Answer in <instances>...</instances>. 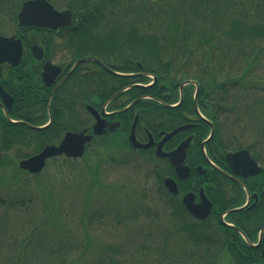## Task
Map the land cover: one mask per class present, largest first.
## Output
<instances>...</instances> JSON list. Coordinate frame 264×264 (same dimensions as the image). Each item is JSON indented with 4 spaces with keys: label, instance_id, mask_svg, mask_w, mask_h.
Segmentation results:
<instances>
[{
    "label": "trees",
    "instance_id": "1",
    "mask_svg": "<svg viewBox=\"0 0 264 264\" xmlns=\"http://www.w3.org/2000/svg\"><path fill=\"white\" fill-rule=\"evenodd\" d=\"M23 1L11 7L9 0H0V15L10 14L11 20L16 21V13ZM50 1L58 6L62 0ZM64 1L68 2L65 7L74 13L71 26L57 30L17 26L16 32L23 38L27 49L32 42V37L29 36L32 32L49 33L52 36L58 33L67 38L69 45L77 48L73 59L94 55L115 68L118 66L121 71L152 73L157 75L159 81L175 97L182 80L194 79L200 86V106L215 125V134L210 143L225 150L244 146L257 158H264V82L258 77L256 80L251 79L264 68V0ZM2 22L0 17V25ZM34 61L27 50L22 63L17 66L20 113H25L31 103L27 98L31 81L28 65ZM98 76H103V79L95 81L93 78H84L81 82L78 81L79 87L76 82L72 84V88L65 89L64 86L63 91L68 96L66 129L80 128L76 123L80 116L77 106L86 97H92L91 91L96 101L102 103L131 79L108 74L112 80L107 83L105 74ZM34 83L43 87L40 80H34ZM187 88L186 94H192V86ZM140 91L142 90L135 88L128 94L133 97ZM253 91L261 92L262 97L254 98L255 95L251 94ZM146 92L153 95L161 93L158 87ZM248 98L252 99L249 101ZM145 115L166 118L162 129L184 122L177 110L166 107H152L150 112L143 113ZM55 117L57 121L56 114ZM246 117L251 126L258 128L253 127L256 138L249 143L228 133L232 130L233 119L242 129L245 128ZM231 118L232 121L227 126L221 123L223 119ZM153 127L156 131L160 129L159 126ZM207 127L203 122L195 142L200 143L206 136ZM15 130L17 132L12 139L17 148L22 146L23 149L24 146L28 149L27 152L19 153L20 158L26 157L29 150L37 151L55 140L51 128L36 131L33 140L28 126L19 124L15 126ZM20 135L26 139H21ZM59 137L57 134V138ZM111 144L109 139L103 138L97 147V156H102L105 148ZM5 151L7 150L1 149V152ZM134 152L144 155L146 162L155 163L153 154L148 151ZM9 159L10 155L3 153L0 166L11 164ZM171 173L169 165L153 168L148 173L160 183L155 191L164 208H168L169 221L166 223L155 209L156 204L149 198V190L145 185L106 189L101 182H91V177H86L80 188L75 183H69L70 188L75 191L78 189V193L79 189L81 193H86L80 203L81 210L86 209L85 213L83 211L76 218L80 222L77 232L81 236L78 237L63 226L65 223L56 212L58 209H51V201L58 203L55 193L42 192L41 195H36L37 202L44 207L41 206V215L44 216L41 223L35 222L36 216L30 210L33 205L30 196L22 197L17 193L0 196V253L6 251L4 257L1 258L0 254V264H205L206 260L218 264L216 258L222 250L232 255L234 264H251L252 260L239 259L241 248L238 241L242 238L235 229L223 226L218 221V215H212L204 221L194 218L182 201L166 190L163 178ZM98 194H102V198L94 200ZM218 205L221 211L236 204L219 202ZM19 210L25 214L23 220L25 217L31 219L29 226H25V220L20 232L7 236L5 224L10 220L9 215L20 213ZM119 211L123 216H119ZM236 214L235 211L230 216L234 217ZM104 216L111 225L117 223L126 226L128 222L134 225L131 230L135 235L130 237L126 234L123 237L128 243L132 239L135 243L133 248L119 242L107 245L97 243L95 227L102 222ZM65 219L67 224L69 218ZM207 228L211 230L207 231Z\"/></svg>",
    "mask_w": 264,
    "mask_h": 264
},
{
    "label": "flooded vegetation",
    "instance_id": "2",
    "mask_svg": "<svg viewBox=\"0 0 264 264\" xmlns=\"http://www.w3.org/2000/svg\"><path fill=\"white\" fill-rule=\"evenodd\" d=\"M58 36V33H56ZM62 36V35H59ZM51 39V37H50ZM42 46L44 48L45 54L43 59L39 60L40 62L30 63L28 68V75L30 76V86H29V95L27 98L30 100V104L28 106L27 111L25 113H20V93L18 88V68L11 66L9 64H2V75L0 78V84L4 88L6 92H8L13 100L8 105L6 103H2V98L0 97V128L6 130L5 136L4 134L0 136L1 143L14 144L13 135L17 132L15 130V126L18 124H13L9 118L6 116L8 114H14L15 116H24L28 117V121L32 123V125H37L40 121L46 119L45 122H50L49 126H54V130H57L59 133L66 130V107H67V94L63 91L64 86L65 89L69 86L71 81H82V79L86 78L91 80L96 77L97 74H104L103 70H100L99 64L93 60H89L79 63L76 67L73 68L74 63L77 59H69L67 62H60L59 65L62 67L61 73L56 75L51 81V84H47L42 82L41 73L44 70L45 61L53 58L51 56L47 42L42 41ZM44 61V62H43ZM73 68V69H72ZM103 68V67H102ZM104 69V68H103ZM105 70V69H104ZM95 79V78H94ZM34 80H40L42 82L43 87L37 86L34 83ZM75 83V82H74ZM76 84V83H75ZM41 88V89H40ZM42 90V91H41ZM163 90V89H161ZM94 91V90H93ZM146 94L140 95L138 100L134 103L131 109L126 110L122 113L110 114L105 118L107 120V125L105 123L106 137H110L111 139H117L121 141L122 144L125 140V136L130 133L131 125L136 117L139 118V122L136 128V136L140 142H147L149 139V132L153 134L154 145H152L148 149H144L141 151H151L155 152L158 141L163 138V131H170V129H162L161 126L163 123H166L167 119L155 118L152 119L151 125H148L146 119L142 118V113H147L151 111L152 107L162 108V104L159 101L146 98ZM1 96V94H0ZM91 96L89 99H84V101H80L79 106L81 107V112L83 116H88L86 120L80 118L81 120V128L86 129L87 132L92 131V126L95 124V118L89 113V106H93L96 109H100L99 107L100 101L93 100V92L91 91ZM156 97L160 98L163 102H169L173 99L174 95L170 94V91L166 89V93H161L160 96ZM175 98V97H174ZM156 99V98H155ZM152 100V101H150ZM129 101V97L127 96H117L111 102H114L113 109L110 111H114L116 109H120L125 105V102ZM54 104L52 105V103ZM191 98L186 96L183 100L178 104L177 107L173 109L177 110L179 114L184 118V123L175 124L174 128L180 126L185 123H194L195 127L191 129L182 130L173 137H171L168 141L165 142L163 149L165 151H171L175 149L185 138L190 135L193 136L190 147L186 153V163L192 167V172L186 178V181L183 184V188H187L188 191L194 194V200L196 203L200 202L199 191L203 188L206 196L214 203L213 211L211 215H218V220L220 221V214L224 211H219V202L223 204H236L235 206L239 208L237 210V214L234 217L226 216V220L232 222L238 230H241L246 238L242 235V240L238 241V245L241 248L239 251L241 254L240 260H252V263L264 264L263 259V251H264V158H257L253 155L254 159L257 161L258 165L261 167V171L255 174L238 175L233 172L229 162L227 161L226 154L229 151H237L239 149H243L244 147L237 146L235 149L225 150L223 147L207 142L205 145V153L202 150V142L197 141V133L198 129L201 128L203 124L202 121L198 119H194L192 117V112L189 109L191 108L190 104ZM149 103V104H148ZM194 105V102H192ZM6 106V107H4ZM99 107V108H98ZM138 107V108H137ZM193 107V106H192ZM7 111V114L6 112ZM190 113L189 115H187ZM57 115V122H54V115ZM26 115V116H25ZM11 116V115H10ZM82 116V115H81ZM123 116L125 119L123 120ZM131 119V120H130ZM77 120V119H76ZM113 121H119V126H115V129L110 130L109 127ZM142 121V122H141ZM45 124V123H43ZM6 125V127H5ZM153 126H159L160 129L156 131ZM127 127L126 129H123ZM35 128H31V137L35 135ZM40 130V131H44ZM205 132V130H204ZM10 137L11 143L7 140ZM98 136H93V142H99ZM123 139V140H122ZM126 144V142L124 143ZM248 149V148H247ZM11 150L16 151L15 146L11 148ZM15 155V154H14ZM16 156V155H15ZM17 157V156H16ZM162 161H167L164 158H159ZM12 162L14 158L12 156ZM202 165L203 168L198 173H194V167ZM194 173V174H193ZM183 190L182 188H180ZM231 212V211H229ZM235 212V211H234ZM238 232V231H237Z\"/></svg>",
    "mask_w": 264,
    "mask_h": 264
},
{
    "label": "rangeland",
    "instance_id": "3",
    "mask_svg": "<svg viewBox=\"0 0 264 264\" xmlns=\"http://www.w3.org/2000/svg\"><path fill=\"white\" fill-rule=\"evenodd\" d=\"M9 1L11 7H15L17 3H20L21 0ZM69 1L71 2V0ZM67 3L68 2L65 3V1L62 0L60 1V3H58V6L60 9H65V5ZM0 17L1 21H3L0 25V33L9 36L15 34L17 23L15 20H11L10 14H6V16L4 14H1ZM32 34L34 33L32 32L31 34H29V36ZM32 37H36L38 42H47V45H49L48 49L50 53H53L54 55L52 58L54 62H60L61 60H63V62H67L77 52V48L75 46L68 44L66 37H57L58 39L62 40V42L58 44L54 43L57 38L51 37L50 39L49 34L39 35L35 33V35H32ZM257 77L261 79L262 82H264V68L256 72V74L253 75L251 79L256 80ZM105 78L107 79V77ZM96 79H103V76H98ZM78 81L79 80L71 81L70 86L74 82H76L77 86L79 87ZM192 88V91L194 92L195 87ZM251 94H253V96L255 95L254 98L262 97L260 95L261 92L253 91ZM251 99L252 98H248L249 101ZM86 118H88V116H86ZM244 120H247V126L242 129V126L239 125L238 122L233 119V123L231 124L232 130H229L228 133H230V135H236L237 137H239V139H242L243 142L246 141V143H249L251 140L256 138V131H253V127L255 129L257 127L251 126V122L247 119V117ZM222 121L227 126L232 121V118L228 120L223 119ZM54 122H57L55 116ZM76 123L77 125L81 126V120L79 117L77 118ZM53 127L54 126L51 127V132L54 135H57L59 132L57 130H55L54 132ZM30 131L31 129L29 130V135H31ZM5 133L6 130L0 128V136ZM20 136L21 139H26L23 135ZM112 143L116 145H114V147L111 149H105V152H103L102 156L95 155L94 152H96L97 150H89V152H86V154L82 158L80 157L76 159H69L65 157H53L52 159H49L47 161L46 166L44 167L42 172L38 174V176L29 174L27 175L22 170H18L19 167L16 163L0 166V196H10L11 194L14 195L15 193H17L18 196L22 197L26 196L28 198L30 196L29 198H32L31 200L33 202V205L30 207V210L36 216L35 222L41 223L44 221V216L41 215L43 205L42 203L39 204L37 202L36 195H41L42 192H44V194L55 193L58 203L51 201V209L55 211L56 208L58 209V211L56 212L60 214L63 223L66 224L67 220L65 218H69L68 223L66 224V226H69L66 227L65 224L63 226L65 228H68L69 231H73V234L78 237L81 236V233L77 232V230L80 229V222H77L76 218L83 211L85 213L86 209L83 208L81 210L80 203L82 199L86 197V193H81L80 189L78 193V189L77 191L73 190L72 187L70 188L69 183H75V185H78L80 188L84 183L85 178L91 177V182L94 181V184H98L99 182H101L106 189H108L109 187H115V190H117V186L120 188H126V186L138 187L145 185L146 188L149 190V198L153 201L154 204H156L155 209L158 210L161 214V219L165 223L168 222V208H164V204L163 202H161V198H159V195L155 191V188H157L156 186H158L160 183L157 179L153 178L151 175H148V173L151 171V166L146 163L144 155L139 154L137 152L135 153L131 150L129 152H125V150L121 146L117 145L118 143H120L118 140H115ZM14 146V144L8 145L7 143L0 142V149L8 150L9 148V154L11 153V148ZM19 148L22 149V146H19ZM95 149H97V147H95ZM27 150V147L23 146V149L16 152V155H19L21 151L27 152ZM106 150L110 153H107ZM28 153H30V151H28ZM96 153H98V151ZM11 156L15 158L14 153H12ZM111 157H114L115 161H112ZM159 164L160 163H158V165ZM88 173H90L89 176ZM77 182L79 183L76 184ZM67 185L68 187H66ZM101 198L102 194H98L95 196L94 200H98ZM27 201L28 199L26 200V202ZM19 212L20 213H10V220L7 224H5L7 236L9 234H17L18 232H20L21 228L24 226L25 220H27L25 226H29V221H31V219L29 217H25V220H23L25 214L20 210ZM119 213V216H123L120 211ZM105 217L106 216H104L102 222L95 227L97 243L107 245L119 242L121 244H125L126 246L133 248L135 243L131 241L132 239H129L130 243H128L125 242L126 239H123V237L126 234L130 237L132 235H135L134 232L131 230L134 225H132L131 222H128L127 224H125L126 226H122V224L118 221L117 222L120 223L121 226L117 223L111 225L109 222H107V219ZM115 219L117 220L118 217ZM173 226L174 224L172 223V228ZM210 230L211 229L207 228V231ZM5 252L2 251L0 253L2 255L1 258L5 256ZM216 259L218 262L220 260V255ZM205 264H213V262H208L206 260ZM218 264H234V262L231 261V257L228 254L223 252L222 258L218 262Z\"/></svg>",
    "mask_w": 264,
    "mask_h": 264
},
{
    "label": "water",
    "instance_id": "4",
    "mask_svg": "<svg viewBox=\"0 0 264 264\" xmlns=\"http://www.w3.org/2000/svg\"><path fill=\"white\" fill-rule=\"evenodd\" d=\"M20 24L47 26L51 28H57L59 26L69 25L72 22V13L69 10H58L47 0H28L23 3L20 12L17 15ZM33 53L37 58L43 56V49L41 46L34 45ZM23 44L21 39L15 36L7 37L0 35V64L3 62H9L13 65L18 64L22 59ZM78 63V62H77ZM1 71V69H0ZM60 71V67L53 65L51 62H47L45 70L43 72V78L50 83L52 79ZM1 74V73H0ZM4 99L7 100V104L11 103V97L2 91ZM92 113L97 118V122L94 125V134L103 133L106 120L100 117V114L93 108H90ZM104 114V108L101 111ZM119 122L112 123L110 129H115ZM135 126V125H134ZM188 127L182 126L172 132L168 133L162 141L158 143L156 150L157 155L167 157L175 168V172L178 178L183 179L189 176L190 167L184 164L186 157V149L190 144L191 137L184 140L178 148L171 152H164L162 146L165 141L170 139L178 130ZM92 138L91 134H85L84 132H67L59 145H47L38 154L24 159L20 162V166L24 169H28L31 172H39L45 165L46 159L65 153L69 157H79L84 153L85 143ZM130 141L135 147L146 148L153 144L150 141L147 144H141L136 140L134 128L129 136ZM204 145V143H203ZM227 160L231 163V166L236 174L248 175L255 174L260 171L257 167V163L250 156L247 150H241L236 153H229ZM200 170V168H198ZM165 185L170 192L178 193L177 182L172 177H167L164 180ZM202 202L195 204L193 202L194 194L188 193L184 196L183 202L188 207L189 211L198 218H206L211 209V202L201 193ZM264 256V251H263Z\"/></svg>",
    "mask_w": 264,
    "mask_h": 264
},
{
    "label": "bare ground",
    "instance_id": "5",
    "mask_svg": "<svg viewBox=\"0 0 264 264\" xmlns=\"http://www.w3.org/2000/svg\"><path fill=\"white\" fill-rule=\"evenodd\" d=\"M136 88L140 89V85H137ZM118 94L121 95V96H124V95L128 94L127 88L123 87L120 91H118Z\"/></svg>",
    "mask_w": 264,
    "mask_h": 264
}]
</instances>
